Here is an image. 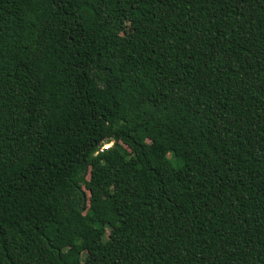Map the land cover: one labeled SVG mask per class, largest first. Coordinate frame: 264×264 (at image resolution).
<instances>
[{"label":"trees","instance_id":"obj_1","mask_svg":"<svg viewBox=\"0 0 264 264\" xmlns=\"http://www.w3.org/2000/svg\"><path fill=\"white\" fill-rule=\"evenodd\" d=\"M0 264H264V0H0Z\"/></svg>","mask_w":264,"mask_h":264},{"label":"rangeland","instance_id":"obj_2","mask_svg":"<svg viewBox=\"0 0 264 264\" xmlns=\"http://www.w3.org/2000/svg\"><path fill=\"white\" fill-rule=\"evenodd\" d=\"M129 29L128 28H126L125 30H124V32L122 33V36L123 37H127L128 35H129ZM112 144L110 143V144H106V145H104L102 148H107L108 146H111Z\"/></svg>","mask_w":264,"mask_h":264}]
</instances>
